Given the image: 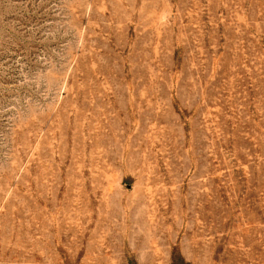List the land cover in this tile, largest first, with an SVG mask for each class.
Here are the masks:
<instances>
[{
	"label": "rangeland",
	"instance_id": "374dc122",
	"mask_svg": "<svg viewBox=\"0 0 264 264\" xmlns=\"http://www.w3.org/2000/svg\"><path fill=\"white\" fill-rule=\"evenodd\" d=\"M0 264H264V0H0Z\"/></svg>",
	"mask_w": 264,
	"mask_h": 264
}]
</instances>
